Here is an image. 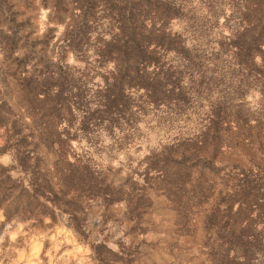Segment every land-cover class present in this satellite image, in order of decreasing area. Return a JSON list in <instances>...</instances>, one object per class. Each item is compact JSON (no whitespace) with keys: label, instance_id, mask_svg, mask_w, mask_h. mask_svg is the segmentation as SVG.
<instances>
[{"label":"trees","instance_id":"obj_1","mask_svg":"<svg viewBox=\"0 0 264 264\" xmlns=\"http://www.w3.org/2000/svg\"><path fill=\"white\" fill-rule=\"evenodd\" d=\"M38 8L48 28L27 39ZM141 125L176 133L122 183L75 154L101 136L122 151ZM0 139L7 220L61 213L97 262L129 263L136 247L91 241L89 207L106 226L122 204L138 237L157 201L187 252L201 232V264H264V0H0Z\"/></svg>","mask_w":264,"mask_h":264},{"label":"rangeland","instance_id":"obj_2","mask_svg":"<svg viewBox=\"0 0 264 264\" xmlns=\"http://www.w3.org/2000/svg\"><path fill=\"white\" fill-rule=\"evenodd\" d=\"M32 15L35 18L33 21L36 34L41 36L48 28L46 11L38 8ZM61 33L62 28L57 27L52 34L54 39L51 45L58 41ZM67 63L69 66L77 65L71 58L67 59ZM95 80L99 81L98 78ZM256 104L254 103L255 106ZM175 133L176 130L169 133L156 129L150 131L141 125L132 139V144L122 151L117 152L115 148L112 149L111 140L101 136L102 143L99 142L94 147L81 143L76 146L75 154L85 159L89 158L91 166L96 171H104L109 167L112 171L118 170L121 176L126 177L127 173L132 172L133 169L141 170L139 163L144 159L149 148L169 142ZM11 163V154L7 153L0 157L1 165L7 166ZM96 203L98 202L92 203L89 207L87 218L91 241L95 245L104 242L108 249L114 252L121 250L125 254L134 250L132 246L136 247L132 262L114 264L176 263V243L184 242V239L176 234V224L183 222L176 210H171L159 202L160 206L153 207V211L140 221L138 233L143 236L135 237L130 232L132 225L122 221V204L110 207L116 215H112L104 226L100 217L102 207ZM57 218L58 222L52 228H41L35 226L33 221L21 223L15 219L7 220L0 212V264H113L106 261L97 262L90 247L78 242L77 235L67 222V217L58 213ZM49 222V219L45 220V224ZM187 239L193 241L195 247L186 251V264H201L205 261L204 254L197 249L202 242L201 232L198 231L193 236L188 235ZM185 248H188L186 244Z\"/></svg>","mask_w":264,"mask_h":264},{"label":"water","instance_id":"obj_3","mask_svg":"<svg viewBox=\"0 0 264 264\" xmlns=\"http://www.w3.org/2000/svg\"><path fill=\"white\" fill-rule=\"evenodd\" d=\"M30 18H33L34 15H28ZM36 32V27L34 25H30L28 27L27 33L25 34V37L27 39H31L33 37V34ZM44 157L46 159H48L49 161L52 159V155L51 154H45ZM109 181L112 183H122L124 181V177L121 176L120 172L118 170H113L111 172V176L109 177ZM96 205H99V203H96ZM160 206V203L155 201L154 202V207L158 208ZM95 215V214H94ZM93 215V216H94ZM177 241V240H176ZM176 249H177V253H176V263L175 264H186L187 262V258H186V248H185V243L182 241H179L178 243H176Z\"/></svg>","mask_w":264,"mask_h":264}]
</instances>
